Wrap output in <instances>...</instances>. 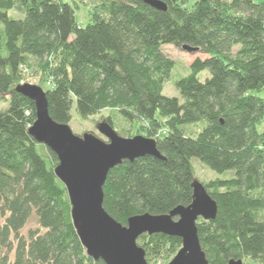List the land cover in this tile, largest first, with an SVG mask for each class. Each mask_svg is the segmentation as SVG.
<instances>
[{
    "label": "trees",
    "instance_id": "16d2710c",
    "mask_svg": "<svg viewBox=\"0 0 264 264\" xmlns=\"http://www.w3.org/2000/svg\"><path fill=\"white\" fill-rule=\"evenodd\" d=\"M159 1L167 11L101 0L83 27L69 1L0 0V264H105L76 232L58 156L29 132L35 102L16 91L28 67L51 83L57 123L70 125L74 107L82 120L110 110L157 141L161 158L126 160L108 173L104 209L116 221L190 205L197 158L228 175L204 184L218 205L215 219L197 223L209 264H264V2ZM169 45L207 55L175 80L183 102L164 95L176 65L163 51ZM204 71L211 76L201 81ZM137 242L147 260L174 257L183 245L162 233Z\"/></svg>",
    "mask_w": 264,
    "mask_h": 264
},
{
    "label": "water",
    "instance_id": "95a60500",
    "mask_svg": "<svg viewBox=\"0 0 264 264\" xmlns=\"http://www.w3.org/2000/svg\"><path fill=\"white\" fill-rule=\"evenodd\" d=\"M145 1L160 10L168 9L159 0ZM182 48L190 53L199 51L189 45ZM16 91L35 102L37 117L29 132L59 158L55 172L68 191L73 223L88 256L105 264H148L137 239L145 233H162L183 241L182 248L169 264H209L197 223L200 218L215 219L218 205L199 180L193 183V202L187 207L177 206L169 214L132 216L124 225L104 209L103 186L110 170L126 160L152 155L161 158L154 138L143 135L124 138L107 121L98 127L106 142L92 133L81 137L70 125L53 120L47 93L42 87L26 83L17 86ZM229 264L244 262L232 260Z\"/></svg>",
    "mask_w": 264,
    "mask_h": 264
},
{
    "label": "rangeland",
    "instance_id": "374dc122",
    "mask_svg": "<svg viewBox=\"0 0 264 264\" xmlns=\"http://www.w3.org/2000/svg\"><path fill=\"white\" fill-rule=\"evenodd\" d=\"M71 2L76 10H77V17H78V22L83 27H86L90 23V13L91 11L96 8L101 0H65ZM257 2H264V0H257ZM13 15L15 16H20L18 13L12 12ZM163 51L166 53L168 57H171L175 62V68L173 70V75L171 78V81L166 83L165 88H164V95L169 96V97H177L180 99L181 102H183V98L179 94L178 90L175 87V80H178L182 78L183 76H186L189 74L190 70V65L192 64L193 60L196 58H205L207 55L205 53H201L199 51L195 52H188L185 51L182 46L176 47L173 45L165 46L163 48ZM29 70H26L25 73L23 74V82L22 84L30 83L33 85H39L42 87L43 90L47 91L48 88H51L52 85L48 81L46 82V79H44L37 70V68L34 67H28ZM210 72L204 71V73L200 74V80L204 81L207 77H210ZM6 105H2V108H5ZM73 111V118H72V123L70 124V127L74 133L77 135L83 137L84 134L86 133H92L94 135H97L100 139H102L104 142L107 141V138H105L101 132H99L98 127L102 124L105 123L106 119L109 118L110 120L114 121V129L115 131H122L121 136L124 138H131L135 136H140L143 135L139 131V125L138 123H135L134 125H127L123 120H121L120 116L117 114H113L112 111L110 110H105L103 113L100 115L94 116L89 119H81L77 112L75 111V107L72 109ZM188 132L191 135H196L200 130L201 126H190L186 128ZM145 136V135H143ZM193 165H194V170L196 173V177L202 184H206L211 180L217 179L219 177H228V175L221 174L214 172L211 170L209 167L207 168L202 161L199 159H193L192 160ZM3 222V218L0 215V224ZM34 220L30 222V225L28 228L35 226ZM27 228V229H28ZM26 229V230H27ZM25 230V231H26ZM176 256V255H175ZM175 256H167V257H157L156 259H150L147 260L148 264H169ZM244 264H256L252 261H245Z\"/></svg>",
    "mask_w": 264,
    "mask_h": 264
}]
</instances>
